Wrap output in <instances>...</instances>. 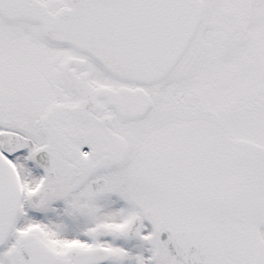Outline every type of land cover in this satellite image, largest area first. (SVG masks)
<instances>
[{
	"label": "snow or ice",
	"instance_id": "snow-or-ice-1",
	"mask_svg": "<svg viewBox=\"0 0 264 264\" xmlns=\"http://www.w3.org/2000/svg\"><path fill=\"white\" fill-rule=\"evenodd\" d=\"M0 264H264V0H0Z\"/></svg>",
	"mask_w": 264,
	"mask_h": 264
}]
</instances>
